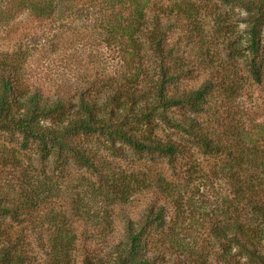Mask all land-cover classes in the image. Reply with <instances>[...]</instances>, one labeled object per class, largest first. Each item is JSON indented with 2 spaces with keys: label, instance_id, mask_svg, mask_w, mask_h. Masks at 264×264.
<instances>
[{
  "label": "trees",
  "instance_id": "16d2710c",
  "mask_svg": "<svg viewBox=\"0 0 264 264\" xmlns=\"http://www.w3.org/2000/svg\"><path fill=\"white\" fill-rule=\"evenodd\" d=\"M219 1L243 11L245 40L234 51L245 50L248 77L260 83L264 0ZM200 9L196 0H0L7 32L22 15L71 23L93 13L63 47L86 37L113 60L106 67L92 48L85 57L70 52L72 77L40 83L23 66L36 33L0 48V137L34 143L62 175L55 184L42 167L6 171L0 156V264H211V240L219 257L264 264V122L228 120V106L214 123L205 118L214 95L231 97L242 80L213 66L193 75L208 62ZM161 125L171 134L160 136ZM194 148L217 159L207 172ZM126 151L137 158L114 159ZM71 164L82 172L68 175ZM211 176L230 183L215 205L201 190ZM143 188L151 195L138 216L123 212L121 232L109 234L116 211ZM54 191L62 203L39 213ZM25 222L40 228L39 256Z\"/></svg>",
  "mask_w": 264,
  "mask_h": 264
},
{
  "label": "rangeland",
  "instance_id": "374dc122",
  "mask_svg": "<svg viewBox=\"0 0 264 264\" xmlns=\"http://www.w3.org/2000/svg\"><path fill=\"white\" fill-rule=\"evenodd\" d=\"M201 6V17L202 24L204 25L205 39L207 41L208 55L206 57V64L200 65L199 69L193 72V75L201 73L200 76L208 73L209 67L213 66L221 71L235 70L237 75L241 78V87L236 89V93L232 94L231 97H225L224 94L216 93L214 95L215 105L212 106L213 109L210 110L205 115V118H210V121L214 123L215 118L226 115V107L232 109V113L227 116L228 120H233L234 122H244L246 125H252L253 123L264 122V78L260 83L252 81L247 74V54L245 50H239L235 53L234 47L239 41L244 42V26L245 23L241 21L243 11L234 6L225 5L219 0H196ZM220 16L224 21L219 26L215 19ZM87 19L84 17L75 22H63L55 21L52 18L47 20H34V18H29L28 16L22 15L20 17V22H15L11 27L10 31L0 30V48L7 46V41L9 37L17 36L20 32L31 31L32 41L29 44V50L26 51L25 57L26 61L24 63L25 74L28 81L38 80L40 83H49L51 78H70L72 77V67L66 58L68 53L74 52L76 55L86 56L90 48L94 51H98V60L101 66L111 67L113 60L109 59V51L104 43L96 44V46L90 47L86 45L87 40L85 37L82 41H76L67 47H63V41L66 38L73 37L76 32L85 31L84 25L94 20L93 13H87ZM81 27V28H80ZM28 38V37H27ZM264 38V34H263ZM57 43V45H52L51 43ZM192 48V47H190ZM67 49V50H65ZM237 50V49H236ZM234 51V52H233ZM195 51L191 53L194 54ZM69 59V58H68ZM71 67V69H70ZM226 106V107H225ZM216 107V108H215ZM214 113V114H212ZM251 121V122H250ZM160 136L165 137V135H170L171 130L161 125L157 130ZM194 156L200 161L201 167L204 168L203 171L207 172L210 165H213L217 159L212 154H201L200 151L194 148ZM105 153V152H104ZM0 156H4L1 162L6 171H13L18 168V164L21 166H28L31 173H35L34 169L41 170V167L45 169L46 173L52 177L55 184H62V175L56 169L54 170L53 165L50 166L49 157L47 158L39 150V148L34 143L23 144L22 139L19 135L4 133L0 137ZM113 157V156H112ZM137 158L129 151H126L122 156H116L114 159L127 162L129 160ZM112 159V158H110ZM66 172L68 175L72 176L82 172L80 167L71 164L66 167ZM16 171V170H15ZM84 173V172H83ZM8 175V174H5ZM226 177L216 178L212 177L209 180H202L204 185H202L201 190L205 193V199L215 205V200L218 195L227 192L230 187V183ZM200 180H197V182ZM151 192L148 188H143L141 193L137 194L134 199L124 205L123 211L117 214L115 213L116 221L113 222L111 229H108L109 234L117 235L121 232L122 220L125 215L137 217L138 213L142 210L145 205L148 196ZM62 203L61 196H55L54 193H49L47 198H45V204L42 203L38 208L39 213H43L44 210L53 207L58 208ZM37 209L33 210L35 213ZM123 212L125 215H123ZM33 213L28 216V219L33 217ZM25 227L29 238L31 240V245L34 247V252L39 256L41 254V249L37 246L36 231L40 230L37 222H25ZM204 230V228H203ZM207 235V231L204 232ZM209 248L211 249V256L208 262L211 264H250L245 260L244 257L239 255L224 259L217 256L220 253L217 243L211 240ZM264 247V241L262 243ZM161 264V263H160ZM166 264V263H162Z\"/></svg>",
  "mask_w": 264,
  "mask_h": 264
}]
</instances>
